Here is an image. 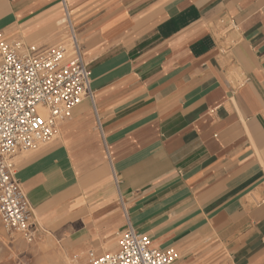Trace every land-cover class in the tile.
I'll use <instances>...</instances> for the list:
<instances>
[{"label":"crops","instance_id":"1","mask_svg":"<svg viewBox=\"0 0 264 264\" xmlns=\"http://www.w3.org/2000/svg\"><path fill=\"white\" fill-rule=\"evenodd\" d=\"M67 20L93 100L13 158L39 228L77 264L127 223L178 264H264V0H0L38 53Z\"/></svg>","mask_w":264,"mask_h":264},{"label":"built area","instance_id":"2","mask_svg":"<svg viewBox=\"0 0 264 264\" xmlns=\"http://www.w3.org/2000/svg\"><path fill=\"white\" fill-rule=\"evenodd\" d=\"M66 24L70 45L59 43L42 53L35 46L7 42L0 33V221L6 232L27 243L40 228L15 179L12 157L54 141L59 124L84 100H93L88 65L70 21ZM178 259L176 250L159 249L127 223L116 251H89L85 264H178Z\"/></svg>","mask_w":264,"mask_h":264},{"label":"rangeland","instance_id":"3","mask_svg":"<svg viewBox=\"0 0 264 264\" xmlns=\"http://www.w3.org/2000/svg\"><path fill=\"white\" fill-rule=\"evenodd\" d=\"M58 29L63 35L56 45L59 43L70 45L67 24L61 23ZM42 148L44 146L39 150ZM70 251L71 245L67 244L66 234L61 231L41 228L36 239L32 243H27L18 234L6 232L0 221V264H77L78 257L72 256ZM85 254L87 255V252Z\"/></svg>","mask_w":264,"mask_h":264}]
</instances>
